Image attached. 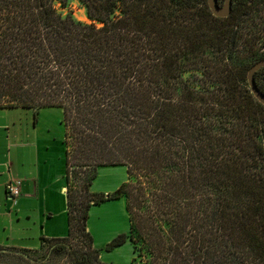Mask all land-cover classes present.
Wrapping results in <instances>:
<instances>
[{"label":"trees","instance_id":"16d2710c","mask_svg":"<svg viewBox=\"0 0 264 264\" xmlns=\"http://www.w3.org/2000/svg\"><path fill=\"white\" fill-rule=\"evenodd\" d=\"M263 4L0 0V109L62 110L68 214L65 238L0 264H104L89 212L120 198L130 229L106 249L131 242L132 264H264V49L243 34ZM114 166L126 182L94 193Z\"/></svg>","mask_w":264,"mask_h":264},{"label":"crops","instance_id":"0c3cea01","mask_svg":"<svg viewBox=\"0 0 264 264\" xmlns=\"http://www.w3.org/2000/svg\"><path fill=\"white\" fill-rule=\"evenodd\" d=\"M8 110L0 109V247L40 250L42 238L68 235L64 137L40 123L43 109L34 110L31 134L12 136ZM19 159L22 168L13 163ZM10 178L21 180L16 204L6 190Z\"/></svg>","mask_w":264,"mask_h":264},{"label":"rangeland","instance_id":"374dc122","mask_svg":"<svg viewBox=\"0 0 264 264\" xmlns=\"http://www.w3.org/2000/svg\"><path fill=\"white\" fill-rule=\"evenodd\" d=\"M62 11L64 14L70 12L79 21L89 22L85 10L79 7L77 3L73 4L70 10ZM262 15H264V10L262 11ZM243 34L244 38H253L255 49H264V22L260 18L254 17L251 28L245 29ZM5 115L11 118L12 136L20 135L24 137L26 133H32L36 119L33 109L11 108L8 110V114L5 113ZM37 118L41 124L46 127H51L57 137L60 135L64 137L65 126L61 109H43L37 115ZM61 149H65L64 145ZM13 161L14 165H16L15 167L22 168L20 159L19 161ZM126 180L127 168L125 166L103 167L98 170L97 178L91 189L98 195L113 194ZM88 227L94 238L95 247L101 250L100 259L104 264H132V259L135 257V254L131 242L128 241L112 251H107L106 249L107 245L117 236L129 232L130 224L125 198L106 201L99 206L93 207L89 212ZM74 243L80 246L83 244L80 240H76ZM44 250L40 251L38 255L42 256Z\"/></svg>","mask_w":264,"mask_h":264},{"label":"water","instance_id":"95a60500","mask_svg":"<svg viewBox=\"0 0 264 264\" xmlns=\"http://www.w3.org/2000/svg\"><path fill=\"white\" fill-rule=\"evenodd\" d=\"M208 5H209V8H210L211 12L213 13V15H215L216 17H220V18H226L232 12L233 0H224V3L222 5H220L218 0H208ZM262 68H264V59L256 62L250 68L249 73H248V84H249V87H250L251 92L254 95V97L261 104L264 105V94L260 91V89L258 88L256 81H255L256 73L259 70H261ZM2 251L3 252H12V253H15L17 255H23L26 258L28 257L26 254L22 253L21 251H13V250H9L6 248L2 249Z\"/></svg>","mask_w":264,"mask_h":264},{"label":"built area","instance_id":"2783aa9c","mask_svg":"<svg viewBox=\"0 0 264 264\" xmlns=\"http://www.w3.org/2000/svg\"><path fill=\"white\" fill-rule=\"evenodd\" d=\"M6 167L9 169V164H6ZM20 186L21 180L10 178L6 184V190L11 200L16 204L17 199L20 197Z\"/></svg>","mask_w":264,"mask_h":264}]
</instances>
